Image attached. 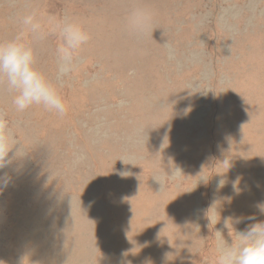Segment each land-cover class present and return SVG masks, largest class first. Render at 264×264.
I'll use <instances>...</instances> for the list:
<instances>
[{
    "label": "rangeland",
    "instance_id": "374dc122",
    "mask_svg": "<svg viewBox=\"0 0 264 264\" xmlns=\"http://www.w3.org/2000/svg\"><path fill=\"white\" fill-rule=\"evenodd\" d=\"M0 264H264V0H0Z\"/></svg>",
    "mask_w": 264,
    "mask_h": 264
}]
</instances>
